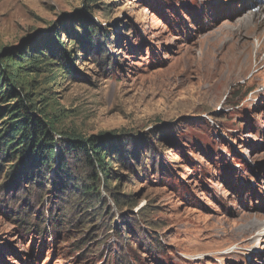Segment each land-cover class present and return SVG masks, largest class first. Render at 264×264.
<instances>
[{
  "label": "rangeland",
  "instance_id": "obj_1",
  "mask_svg": "<svg viewBox=\"0 0 264 264\" xmlns=\"http://www.w3.org/2000/svg\"><path fill=\"white\" fill-rule=\"evenodd\" d=\"M263 3L0 0L1 59L53 62L16 87L67 153L0 154V264H264ZM93 135L107 175L63 147Z\"/></svg>",
  "mask_w": 264,
  "mask_h": 264
},
{
  "label": "trees",
  "instance_id": "obj_2",
  "mask_svg": "<svg viewBox=\"0 0 264 264\" xmlns=\"http://www.w3.org/2000/svg\"><path fill=\"white\" fill-rule=\"evenodd\" d=\"M41 57L35 55L30 59L27 54L21 55L20 50L16 49L9 50L8 55L3 59L0 55V100L6 103L13 95L17 97L13 103H7L0 109V115L7 114V118L4 119L7 127L0 128V154L14 156L15 151L25 153L29 148L33 153L40 155L43 166L50 169L51 164L57 162L59 166L66 168L65 156L67 153H65V149L56 152V142L49 131L50 128L55 127L54 123L51 121L49 125L39 119L34 112L35 103H26L16 87L19 84V78L23 75L34 73L53 64L51 60L42 63L41 61L44 59ZM60 67L62 69L66 65L62 64ZM25 96L28 98L26 99L28 102L33 100L29 91L25 93ZM67 140L68 143L63 144L64 148H67L69 152L84 153L92 165L97 163L102 167L104 173L108 174L110 166L106 161V153L107 151L112 152V142L105 140V136L93 135L87 138L71 136ZM104 147L106 148L104 149ZM61 167L60 169L64 170ZM95 179H98L97 176ZM88 188L86 193H91L96 189V186ZM22 221V225L27 224L24 220ZM46 225L43 227L44 232L49 229V226ZM55 230L57 231L56 228Z\"/></svg>",
  "mask_w": 264,
  "mask_h": 264
},
{
  "label": "bare ground",
  "instance_id": "obj_3",
  "mask_svg": "<svg viewBox=\"0 0 264 264\" xmlns=\"http://www.w3.org/2000/svg\"><path fill=\"white\" fill-rule=\"evenodd\" d=\"M253 6V5H252ZM260 6V9L256 12L255 11V9H252V12H253V14L251 15V19L250 20H254V19H259L260 20V23H262V21H264V10H263V8H264V3L263 4H260L259 5ZM251 12V13H252ZM249 21V20H248ZM262 24H264V23H262ZM249 27V26H248ZM253 30V29H252ZM238 35V34H237ZM260 47V46H259ZM208 48H211V47H208ZM244 52V51H243ZM207 54V53H206ZM191 65H190V63L189 62H186V65H185V67H186V69H188L189 67H190Z\"/></svg>",
  "mask_w": 264,
  "mask_h": 264
}]
</instances>
